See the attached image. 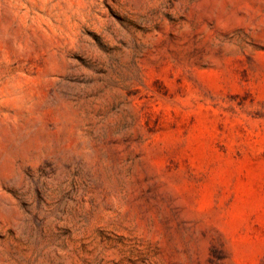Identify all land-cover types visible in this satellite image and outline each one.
Wrapping results in <instances>:
<instances>
[{"label":"rangeland","instance_id":"rangeland-1","mask_svg":"<svg viewBox=\"0 0 264 264\" xmlns=\"http://www.w3.org/2000/svg\"><path fill=\"white\" fill-rule=\"evenodd\" d=\"M0 264H264V0H0Z\"/></svg>","mask_w":264,"mask_h":264}]
</instances>
